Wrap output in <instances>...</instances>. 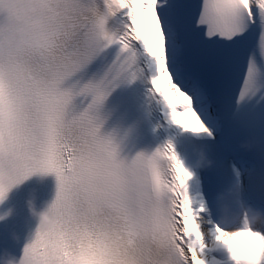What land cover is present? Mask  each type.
<instances>
[{"label": "snow or ice", "instance_id": "obj_1", "mask_svg": "<svg viewBox=\"0 0 264 264\" xmlns=\"http://www.w3.org/2000/svg\"><path fill=\"white\" fill-rule=\"evenodd\" d=\"M137 79L170 137L126 160L101 109ZM226 123L259 137L260 163L217 180L243 205L247 173L264 199V0H0V173L57 181V228L36 231L22 264H210L213 244L227 253L214 264H264L248 239L264 225L215 218L202 175L230 147Z\"/></svg>", "mask_w": 264, "mask_h": 264}, {"label": "clouds", "instance_id": "obj_2", "mask_svg": "<svg viewBox=\"0 0 264 264\" xmlns=\"http://www.w3.org/2000/svg\"><path fill=\"white\" fill-rule=\"evenodd\" d=\"M248 146V145H245ZM208 166H211L212 161H206ZM18 183H16L15 178L12 174H9L7 171L0 173V187L7 190V192L14 189ZM52 203H45L41 207H37L35 203V196L30 195L26 201V206L28 208L29 214L36 221V231L38 230L41 233L53 232L58 225V217L52 211ZM256 216L249 215L247 221L249 223H255ZM13 239H18V237L13 233ZM251 244V251L253 254H258L261 248H264V240H261L257 236L248 237ZM51 244L55 251L62 252L64 250V238L60 234H56L51 241ZM0 264H22V261L15 256L8 255L6 259L0 261Z\"/></svg>", "mask_w": 264, "mask_h": 264}, {"label": "bare ground", "instance_id": "obj_3", "mask_svg": "<svg viewBox=\"0 0 264 264\" xmlns=\"http://www.w3.org/2000/svg\"><path fill=\"white\" fill-rule=\"evenodd\" d=\"M206 227V225H205ZM218 249V247H216L214 244L213 246L209 249V252L211 253V261H210V264H214V261L216 260L215 256H214V253H215V250ZM221 249V248H219Z\"/></svg>", "mask_w": 264, "mask_h": 264}]
</instances>
